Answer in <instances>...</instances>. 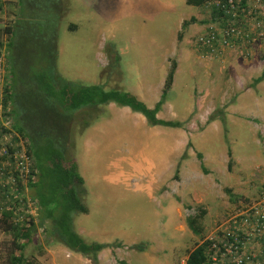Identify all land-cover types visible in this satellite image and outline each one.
Segmentation results:
<instances>
[{
    "label": "rangeland",
    "instance_id": "obj_1",
    "mask_svg": "<svg viewBox=\"0 0 264 264\" xmlns=\"http://www.w3.org/2000/svg\"><path fill=\"white\" fill-rule=\"evenodd\" d=\"M36 1L37 8H67L51 29L54 72L65 80L135 98L145 95L143 103L152 107L174 62L156 117L179 121V127L149 125L140 113L112 102L85 106L71 112L66 153L83 179L86 207V213L71 215V229L85 243L110 245L97 253L96 264H185L187 252L232 207L258 196L264 171V79H253L264 68V46L249 48L246 67L223 60L227 53L202 56L194 37L205 24H215V16L206 6L201 28L182 25L199 11L184 0ZM29 3L24 0L21 7L17 0H1V42V28L14 21L15 8ZM19 53L16 68L27 80L30 68L40 64L46 70L52 50L45 40ZM26 97L29 106H36L29 91ZM31 194L25 188L28 204L22 212L32 217L34 229L24 257L41 264H93L49 235L50 220L32 204ZM196 214L192 232L186 218ZM10 243L9 233L0 228V264H8Z\"/></svg>",
    "mask_w": 264,
    "mask_h": 264
},
{
    "label": "trees",
    "instance_id": "obj_2",
    "mask_svg": "<svg viewBox=\"0 0 264 264\" xmlns=\"http://www.w3.org/2000/svg\"><path fill=\"white\" fill-rule=\"evenodd\" d=\"M17 1L22 7L24 0ZM29 2L28 8H15V19L11 24L1 28L4 42L0 40V56H2V48L6 50V57L2 56L4 72L2 73L3 85L0 87L1 114L4 117L7 113V120L4 124H0V137L8 134L6 141L2 143L7 154L0 156V178L2 177L0 180V228L10 235L11 251L8 254V264H41L34 257L23 255V249L30 241L34 229L32 217L24 216L22 212L28 204L23 196L27 187L33 190L32 204L50 220L49 235L96 264L97 253L110 245L97 242L85 243L70 226L72 214L86 213V207L81 201L84 193L83 179L77 172L72 156L66 153L70 144L66 135L72 118L71 112L85 106L92 108L112 102L140 113L149 125L179 127V121L156 117L166 92L171 86L175 64L173 61L170 63L160 97L152 107H147L126 91L104 90L99 85L84 86L65 80L54 72L56 49L51 29L64 16L67 8L58 10L55 6L54 8H37L36 0H29ZM185 2L198 6L203 3V0H185ZM211 11L212 17L219 14L215 8H211ZM194 21L195 18L190 17L183 20L182 25L186 26ZM73 26L69 24L68 28L72 29ZM179 34L177 38L180 37ZM45 40L50 43L52 50L46 70L42 71L43 68H40L39 64L36 69H29L31 76H28L27 80L23 79L16 68L20 48L23 50L28 44L38 45ZM37 65L38 63L35 64ZM10 73L11 79L6 77ZM263 79L264 68L253 79V83ZM28 91L33 95L36 106H29L26 97ZM17 138L25 141L20 144ZM21 148L29 160L28 170L23 175L13 166L14 162L16 164L15 155L21 151ZM195 156L201 170H204L202 155L196 152ZM230 161L229 159L227 166ZM198 215L186 218V223L192 232L196 230L194 223ZM206 246L205 239L197 243L187 252L185 264H205Z\"/></svg>",
    "mask_w": 264,
    "mask_h": 264
},
{
    "label": "built area",
    "instance_id": "obj_3",
    "mask_svg": "<svg viewBox=\"0 0 264 264\" xmlns=\"http://www.w3.org/2000/svg\"><path fill=\"white\" fill-rule=\"evenodd\" d=\"M201 5L219 12L215 24H205L194 37L195 44L201 45L202 56L221 57L241 45L240 55L247 58L250 47L264 45V0H203ZM252 5L256 7L250 8ZM2 70L0 56V87ZM1 100L0 89V124H4ZM7 136H3L5 141ZM2 143L0 156L7 154ZM15 158L13 166L21 175L25 174L29 160L23 148ZM205 240V264H264V171L257 198L232 207L227 218Z\"/></svg>",
    "mask_w": 264,
    "mask_h": 264
},
{
    "label": "crops",
    "instance_id": "obj_4",
    "mask_svg": "<svg viewBox=\"0 0 264 264\" xmlns=\"http://www.w3.org/2000/svg\"><path fill=\"white\" fill-rule=\"evenodd\" d=\"M185 1V0H184ZM255 5H252V6H250V8L251 7H254ZM205 7L206 6H204V5H198L197 6V8H199V11L196 13V16H191V17H194L195 18V21L194 22H192V23H194V24H199V23H201V22H203V21H205V18L203 17V15H202V10H204L205 9ZM256 7V6H255ZM263 6H260V8H262ZM202 9V10H201ZM190 18V17H189ZM202 25H204L203 23H202ZM201 25V26H202ZM199 26V25H198ZM200 27V26H199ZM201 28V27H200ZM178 41V40H177ZM262 46H264V45H261V46H257V47H252L254 50H255V48H257V49H259L260 47H262ZM239 49H243V46H241V45H238L235 49H232V52L230 51V52H227V55L225 56V58H223V60H226L227 58L228 59H230L231 58V60H232V62H235V67H236V64L238 63L241 67H246L247 66V64L245 63V61L244 60H246V58H243V57H241V55H238L237 54V50H239ZM240 51V50H239ZM228 53H229V55H228ZM236 53V54H235ZM168 57V56H167ZM167 57H166V59H167ZM223 57V56H222ZM239 57H241V58H239ZM237 62V63H236ZM175 69V68H174ZM147 96H145V95H143V97H136L138 100H140V101H142L143 102V100H145L144 98H146ZM109 104V103H108ZM111 107V106H110ZM119 107H127V106H119ZM161 107V106H160ZM87 109V108H86ZM160 109V108H159ZM96 110V109H95ZM97 110H98V108H97ZM120 113V112H119ZM121 116H124L125 114H127L126 113V111L124 110V111H122L121 113ZM98 253H101V251H99ZM102 254H104V253H102ZM98 255L99 254H97V260H98Z\"/></svg>",
    "mask_w": 264,
    "mask_h": 264
}]
</instances>
